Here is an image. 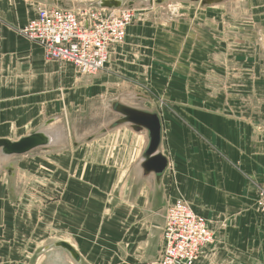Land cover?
<instances>
[{
	"label": "crops",
	"instance_id": "0c3cea01",
	"mask_svg": "<svg viewBox=\"0 0 264 264\" xmlns=\"http://www.w3.org/2000/svg\"><path fill=\"white\" fill-rule=\"evenodd\" d=\"M100 1L0 0V140L51 138L0 157V264H158L176 200L214 234L194 264H264L261 30L244 15L230 29L221 21L233 13L204 14L241 0H121L136 18L93 77L46 59L18 32L40 6L79 12ZM119 104L160 118L162 175L140 167L146 131L113 126Z\"/></svg>",
	"mask_w": 264,
	"mask_h": 264
},
{
	"label": "built area",
	"instance_id": "2783aa9c",
	"mask_svg": "<svg viewBox=\"0 0 264 264\" xmlns=\"http://www.w3.org/2000/svg\"><path fill=\"white\" fill-rule=\"evenodd\" d=\"M135 18L130 8L73 12L43 5L18 32L40 46L46 59L69 63L80 75L93 77L103 70L109 49L124 42L126 28ZM255 206L264 215V189L258 190ZM213 242L206 220L176 200L165 208L158 264H194L201 249Z\"/></svg>",
	"mask_w": 264,
	"mask_h": 264
},
{
	"label": "water",
	"instance_id": "95a60500",
	"mask_svg": "<svg viewBox=\"0 0 264 264\" xmlns=\"http://www.w3.org/2000/svg\"><path fill=\"white\" fill-rule=\"evenodd\" d=\"M172 0H151L153 5H162ZM184 2L198 3L209 5L211 0H178ZM99 8L119 9L126 8L127 5L121 0H104L98 3ZM129 6V5H128ZM128 8V7H127ZM115 111L120 115L113 123V126L127 124L135 132L146 131L147 146L142 154L141 169L145 175L154 173L156 176L162 175L167 167V159L160 152L161 144V122L157 114L144 110L116 105ZM51 120L48 122L50 123ZM47 123V124H48ZM91 139V138H89ZM50 136L41 131L36 130L18 141L11 142L8 140H0V157L1 156H21L28 154L35 149L44 148L50 144ZM60 247L68 251L74 256L73 250L66 243L59 244Z\"/></svg>",
	"mask_w": 264,
	"mask_h": 264
},
{
	"label": "rangeland",
	"instance_id": "374dc122",
	"mask_svg": "<svg viewBox=\"0 0 264 264\" xmlns=\"http://www.w3.org/2000/svg\"><path fill=\"white\" fill-rule=\"evenodd\" d=\"M256 2H258V4ZM165 8L167 9L166 10L167 12L169 5H167V7ZM207 9L211 10L210 12H214L212 14H217V13L229 14V12L233 13V14H229L231 16L226 15V17L223 18L224 21H221V24L223 25L224 28L236 29L239 24L238 19L242 18L241 16L244 15L247 18L249 24L250 22H252L251 28H256L258 30H261V32L263 33L262 30L264 29V21L260 20V18H262V16L264 15V0H241V1H235L229 5L222 4L219 5V7L217 6L204 7V14L206 13ZM243 20H245V18ZM212 23L214 26L216 25V21ZM262 33H261L262 36L257 37V39L255 40V43L258 47L264 45V33L263 34ZM216 39L218 40L222 38H216ZM223 39L231 40L234 42H236L237 40L236 37L234 39L232 37L227 38L226 36ZM234 42L232 44H234ZM66 133H67V139L70 141V139L74 137L72 130L69 129L68 127L66 128Z\"/></svg>",
	"mask_w": 264,
	"mask_h": 264
},
{
	"label": "bare ground",
	"instance_id": "6f19581e",
	"mask_svg": "<svg viewBox=\"0 0 264 264\" xmlns=\"http://www.w3.org/2000/svg\"><path fill=\"white\" fill-rule=\"evenodd\" d=\"M171 7V6H170ZM141 110V109H140ZM55 124V123H54ZM53 128V127H52ZM54 135L59 134L60 133V129H53Z\"/></svg>",
	"mask_w": 264,
	"mask_h": 264
}]
</instances>
